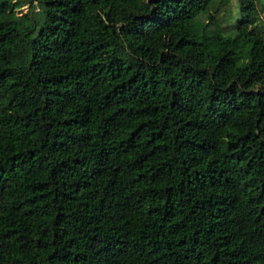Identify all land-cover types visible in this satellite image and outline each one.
<instances>
[{
  "label": "trees",
  "instance_id": "obj_1",
  "mask_svg": "<svg viewBox=\"0 0 264 264\" xmlns=\"http://www.w3.org/2000/svg\"><path fill=\"white\" fill-rule=\"evenodd\" d=\"M0 0V264H264V0ZM261 15V16H260Z\"/></svg>",
  "mask_w": 264,
  "mask_h": 264
},
{
  "label": "rangeland",
  "instance_id": "obj_2",
  "mask_svg": "<svg viewBox=\"0 0 264 264\" xmlns=\"http://www.w3.org/2000/svg\"><path fill=\"white\" fill-rule=\"evenodd\" d=\"M15 2V10L20 15L31 12L32 15H37V10L40 8L37 5L29 6L26 0H12ZM238 0H229L228 3L219 5L220 11L215 14L220 26L227 29L232 24V14L235 13ZM261 16V15H260Z\"/></svg>",
  "mask_w": 264,
  "mask_h": 264
}]
</instances>
